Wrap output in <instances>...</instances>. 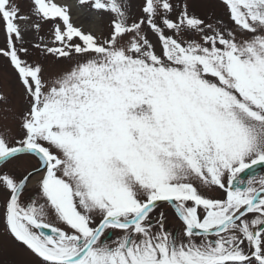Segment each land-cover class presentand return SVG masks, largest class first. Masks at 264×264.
<instances>
[{
  "label": "snow or ice",
  "instance_id": "1",
  "mask_svg": "<svg viewBox=\"0 0 264 264\" xmlns=\"http://www.w3.org/2000/svg\"><path fill=\"white\" fill-rule=\"evenodd\" d=\"M212 3L0 0V221L30 264H264V0Z\"/></svg>",
  "mask_w": 264,
  "mask_h": 264
},
{
  "label": "rangeland",
  "instance_id": "2",
  "mask_svg": "<svg viewBox=\"0 0 264 264\" xmlns=\"http://www.w3.org/2000/svg\"><path fill=\"white\" fill-rule=\"evenodd\" d=\"M61 3H68L71 5L76 4V0H60ZM72 2V3H71ZM198 11H201L203 13H214L217 16H224V7L219 3V0H213V3L207 7L204 8H198ZM88 16V15H86ZM226 19V16H225ZM86 26H92L93 21L89 22V24H85ZM45 31L41 32L39 35L44 36L45 39H48V33H47V28L48 26H44ZM3 33L0 32V46H3ZM36 42V41H34ZM30 51L32 55L29 57V59H35L37 58V53L34 49L30 48ZM45 67L47 68L48 66V61H44ZM0 65L3 67H0V92L4 93L7 95L8 100H9V105L13 107L14 109H19L22 106L21 102V88L18 82L15 79V73L10 67H7V62L3 61L2 58H0ZM3 107H6L4 105H0V109ZM3 113L0 112V116H2ZM0 123H8L6 121H0ZM0 256L3 259H7L8 257V251L10 246H12L11 242L12 240L4 235L3 230H2V222L0 223ZM4 244V245H2ZM21 250V249H20ZM17 263V261H15Z\"/></svg>",
  "mask_w": 264,
  "mask_h": 264
},
{
  "label": "flooded vegetation",
  "instance_id": "3",
  "mask_svg": "<svg viewBox=\"0 0 264 264\" xmlns=\"http://www.w3.org/2000/svg\"><path fill=\"white\" fill-rule=\"evenodd\" d=\"M1 222L2 221H0V223ZM3 227L4 226L2 223V230H3ZM169 227L171 229H174L176 227V221L173 219L171 212H169ZM11 244H12V246H10V248H9V251H8L9 253H8L7 259H3L0 256V264H30V262L32 260L31 255L26 250L18 247L14 241H12ZM2 245H4V244H2ZM15 261H17V263H15Z\"/></svg>",
  "mask_w": 264,
  "mask_h": 264
},
{
  "label": "bare ground",
  "instance_id": "4",
  "mask_svg": "<svg viewBox=\"0 0 264 264\" xmlns=\"http://www.w3.org/2000/svg\"><path fill=\"white\" fill-rule=\"evenodd\" d=\"M72 3V2H71ZM75 11V8L73 9ZM75 18V17H74ZM93 21V19L89 16H86V14H81L78 17V22L82 24H89V22Z\"/></svg>",
  "mask_w": 264,
  "mask_h": 264
}]
</instances>
